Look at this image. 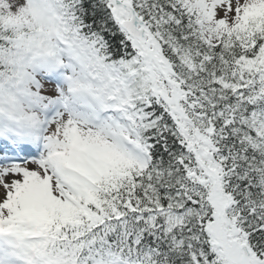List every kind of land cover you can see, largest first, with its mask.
Segmentation results:
<instances>
[{
    "label": "snow or ice",
    "instance_id": "snow-or-ice-1",
    "mask_svg": "<svg viewBox=\"0 0 264 264\" xmlns=\"http://www.w3.org/2000/svg\"><path fill=\"white\" fill-rule=\"evenodd\" d=\"M0 264H264V0H0Z\"/></svg>",
    "mask_w": 264,
    "mask_h": 264
}]
</instances>
